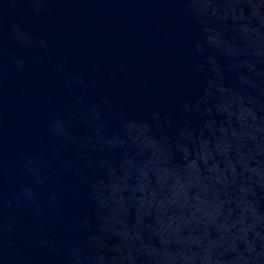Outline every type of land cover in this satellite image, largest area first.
<instances>
[{
    "label": "water",
    "instance_id": "1",
    "mask_svg": "<svg viewBox=\"0 0 264 264\" xmlns=\"http://www.w3.org/2000/svg\"><path fill=\"white\" fill-rule=\"evenodd\" d=\"M0 264H264V0H0Z\"/></svg>",
    "mask_w": 264,
    "mask_h": 264
}]
</instances>
